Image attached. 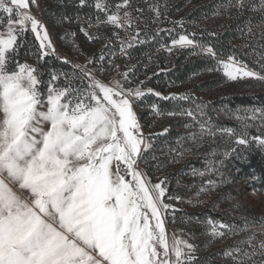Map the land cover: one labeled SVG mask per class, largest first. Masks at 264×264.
<instances>
[{"label": "snow or ice", "instance_id": "snow-or-ice-1", "mask_svg": "<svg viewBox=\"0 0 264 264\" xmlns=\"http://www.w3.org/2000/svg\"><path fill=\"white\" fill-rule=\"evenodd\" d=\"M79 4L95 12V22L87 21L89 27H111L121 55H128L136 43L155 39L141 38L137 24L144 10L136 8L139 15L134 16L131 0H91L90 5L89 0H79ZM33 7L39 9L38 0H0V264H199L196 244L167 234L165 217L175 209L166 200L181 202L183 198L168 195L166 179L153 183L139 167L152 147L151 140L168 129L146 137L135 109L148 95L194 104V108L178 107L167 113L156 103L150 108L158 118H190L184 126L198 129L181 141L199 147L217 134L235 145H249L248 121L264 125V108H248L244 115L232 113L230 118L243 125L239 133L218 127L205 112L207 104L197 103L188 93L165 96L145 89L143 81L127 87L132 79L118 65L113 67L120 79L98 78V72L107 71L103 54L99 68L88 67L97 63L90 57L84 64H73L71 74L52 73L45 84L37 67L18 59L27 32L38 43L37 61L56 55L49 29L32 14ZM220 9L217 14L229 18L233 10L237 18L245 12L256 13L260 19L255 26L264 28V0H222ZM149 11L154 13L153 23L163 16L158 3L150 5ZM176 23L182 28L184 21ZM252 29L249 18L241 38L251 35ZM80 30L89 40L101 38ZM161 48L169 54L176 48L191 49V55L214 62L207 71L220 72L227 81L264 83V73L249 68L234 54L221 56L188 34H179L170 47L162 44ZM63 62L71 63L66 58ZM181 141H177L181 150H173L170 162H179L191 151ZM251 142L264 150V134ZM210 173L222 175L214 165L206 171L194 169L192 174ZM215 187L216 181L209 179L197 198ZM196 223L204 224L203 234L211 243L256 227L247 218L242 227L212 218L205 222L196 218ZM258 226L259 232L223 251L227 264H264V239H258L264 237V220Z\"/></svg>", "mask_w": 264, "mask_h": 264}, {"label": "rangeland", "instance_id": "rangeland-1", "mask_svg": "<svg viewBox=\"0 0 264 264\" xmlns=\"http://www.w3.org/2000/svg\"><path fill=\"white\" fill-rule=\"evenodd\" d=\"M38 2L40 7L39 9L33 7L31 9L32 14L40 19L49 29V34L56 49V55H49L48 57H45L50 58L51 66L45 68V72L42 68H38V71L41 74V79L45 82V84L50 79V75L52 73L71 74L73 72V64H84L86 63L87 58L90 57L96 59L97 63L88 65V67L99 68L101 63L99 61V57L103 54L105 58L103 66L107 71L104 73L98 72V78H103L106 81L110 80L112 77L120 79V76L117 75V72L113 67V65H118L119 71L129 72L132 79V83L126 85L127 87H136L140 81H143V87L145 89L152 88L165 96L172 93H188L196 100L197 103H210L217 97L221 90L219 91V88H217L210 92L202 93L199 91V83L205 76L212 77L217 75H220L224 79L223 89L243 92L246 94L264 91V83L252 80L230 82L227 81L220 72H207L204 74L199 73L186 85L175 87L169 86L166 88V92H161L153 86L151 79L159 73L167 72L169 68L167 66V68H162L161 62L154 60L155 53H144L137 56H131L130 52L134 49L147 50L153 43H155V41H157V39L158 42L170 39V47L171 40L173 38H178V36L174 37V34L170 33L172 31V27L165 26L166 22L164 19L160 18L159 21L155 23L152 22L154 13L149 11L150 5L158 3L160 5L161 12L166 13L167 10H169V7L166 6L167 0H131L130 10L133 12L134 16L139 15L135 12L136 8H142L144 10L143 18L137 24V27L141 29V38H144V36L147 35L148 37L155 36V39H148L143 44L136 43L132 48L128 49V55L120 54V44L117 42L115 37H112L111 27L101 26L97 29L96 27L88 26L87 21L90 18L93 23L95 22V12L90 6H84L87 13L77 12L75 15L73 14L71 16H67L62 11L60 12L59 9V7L64 5L62 0H38ZM113 2H116V0H113ZM90 4L91 0H89V5ZM77 7H81L79 2L77 3ZM82 14H84V18L81 16ZM81 28H84L90 36L95 37L98 35L101 38L89 40L88 37L81 32ZM157 33L159 34L157 35ZM26 34H30L34 38L31 32H27ZM120 35L123 37L124 33L121 31ZM176 49L180 50L179 48ZM157 51H164L166 53L163 60L166 61V65L170 59L168 56L169 53L161 47ZM57 55L61 57V59H58ZM63 58H66L71 63H64ZM19 60L20 62H27L35 66L29 58H22ZM38 63L42 64L43 61H38ZM61 79H63V77ZM154 83L156 82L154 81ZM156 101L163 100H160L155 96L148 95L143 98L142 102H138V106L135 109L139 122L142 126L143 133L146 137H148L151 133H162L165 128H167L168 131L151 140L152 147L143 154L145 162H141L139 167L146 172L147 175L148 171L154 173V177L148 175L153 183L158 182V179H166L167 189L172 188V190L168 191V195H179L183 198L181 202L166 200V202L172 204L175 209V212L169 210V214L165 217L167 234L169 238L175 235L178 239L188 240L190 243L196 244L197 256L200 254V242H198L197 238L193 237L191 233L196 231L197 227L204 230V224L197 223L196 225L191 226V222L187 218L188 215L189 217H193L196 214L205 215L203 217H207L205 219L206 221L208 218H212V216L208 212L202 214L203 206L208 207V203H211L212 201L217 202L222 198L225 199L226 202L225 200L224 202H217L218 204L213 207L212 213L215 212L221 214L220 218L216 219L218 221L237 225L239 223V221L236 220L237 217H244L245 213L250 211L251 207L256 209V213L264 215V192L258 190L253 180L244 177L237 169L229 171L226 168L229 163L228 161L232 159L233 156L235 157L238 154L237 151L240 150L239 147L242 145H235L233 140H230L227 136L222 137L220 134H217L215 138L205 139L199 147L186 140L181 141V137H186L192 132L197 131L198 126H194L192 128L185 127L184 125L190 122V118L187 117H169L164 115L158 118L153 116L149 105L151 103H157ZM179 102L184 103L182 106L184 108L195 107L194 104H191L188 101ZM245 110L246 109H238L232 113L239 112L241 115H244ZM207 114L212 118L213 123L218 127L234 128L238 133L243 129V125L237 120L230 118V116H224L219 119L218 112L213 115L209 113ZM252 122L257 123L259 120ZM171 132L180 134L174 140H166L163 138ZM254 136L255 135L252 134V132L248 133L247 139L250 141V144L247 146H250L251 144L258 146L256 143L251 142L252 137ZM161 138L164 140L161 141ZM177 141H181L183 147L190 148L191 151H186L183 158L180 159L179 162H170L172 155L175 154L173 150H181ZM233 148H235L234 152L232 151ZM225 151L230 153L227 157L223 155ZM220 161H223V163L221 164ZM163 163L167 164L161 166ZM158 165L160 167H157ZM213 165L219 169V173H222V175L210 173L201 177L199 175L194 176L192 174L194 169L206 171ZM168 167H170L172 171L177 170L178 175L180 174V177H175L176 181L174 182V177L167 178L165 176L167 173L165 169ZM209 179L216 181L215 189L212 192L202 194L197 198L196 194L200 187L202 185L206 186ZM189 201L197 203V206L193 207V204L189 203ZM199 201H203V203H199ZM252 232V230H249L248 232L240 233L239 235L225 237L224 239L217 240L214 243H211L210 237L205 235V239H207V251H225L228 247L234 246L237 241L246 239V237L251 235Z\"/></svg>", "mask_w": 264, "mask_h": 264}, {"label": "trees", "instance_id": "trees-1", "mask_svg": "<svg viewBox=\"0 0 264 264\" xmlns=\"http://www.w3.org/2000/svg\"><path fill=\"white\" fill-rule=\"evenodd\" d=\"M79 0H62V5L59 7L65 15L71 16L75 13L86 12L85 7H77ZM222 0H167L166 6L169 7L166 13H163L162 19L165 20V26H171V34L177 37L179 34H188L192 36L198 43L212 46L218 54L223 57H227L229 54H234L242 59L249 68L264 73V28L256 27V22L260 19L256 13L245 12L243 17L237 18L235 10L231 13V18L228 14L218 15L221 11L220 5ZM92 10V9H91ZM81 16L85 17L84 14ZM251 19L253 21L252 34L246 38H241V29H245L246 20ZM177 21H184L181 28ZM214 33V35H213ZM163 34V33H161ZM194 34V35H192ZM170 39H165L163 42L155 41L147 50L134 49L130 52L131 56H137L144 53H155L154 60L161 62L162 68H169L167 72L159 73L151 79V83L159 91L166 92V88L171 86L186 85L190 80H193L199 73H207V69L212 67L214 62L204 56H191V49H175L168 54L170 57L168 63L164 56V51H157L161 45L169 46ZM38 45L35 39L30 34H25L23 37V45L19 49L18 59L26 58L31 59L32 63L37 68H42L45 72L48 66H51L50 58H45L43 63H38L34 53ZM35 60V61H34ZM167 66V67H166ZM154 81L156 83H154ZM224 79L220 76H205L200 80L199 91L202 93L210 92L219 88V93L215 99L207 104L205 109L206 113L211 115L216 112L219 113V119L224 116H230L233 111L238 109L248 108H264V91L256 92L253 94H246L243 92H235L228 89H223ZM160 110L164 113L168 111L176 110L178 107H182L184 103L179 101L163 100L156 101ZM150 106V105H149ZM228 114V115H227ZM248 133L252 132L255 136L264 134V125L261 122L248 121ZM180 133H170L164 136V139L174 140ZM160 140L163 141L164 139ZM160 141V142H161ZM237 155L230 159L227 165V169L238 170L247 179L253 180L257 189L264 192V150H261L258 146L251 144L250 146L242 145L239 147ZM167 163L161 164V166ZM166 177H174L173 182L176 181L175 177H180L177 170H171L170 167L166 168ZM175 174V176H174ZM148 175L154 177V173L148 171ZM172 188H168V191ZM225 199H219L217 202H224ZM216 201L208 203L209 206H203L202 214L210 213L212 219H219L220 213H212L214 205L217 206ZM226 202V200H225ZM255 208H250V211L245 213L244 217H237L239 221L238 227H242L244 224V218H247L249 222H256V227H250V230L259 232V222L264 220V215L255 212ZM205 215L196 214L192 218L191 226L196 225V218L200 222H205L207 217ZM189 218V215L187 216ZM240 218V219H238ZM195 232V233H194ZM204 230L197 227L196 231H193L191 235L197 238L200 242V254L197 255L199 264H227V261L222 256V251H207V244ZM258 239H264V237L258 236ZM247 247V246H246ZM259 259V258H257Z\"/></svg>", "mask_w": 264, "mask_h": 264}, {"label": "built area", "instance_id": "built-area-1", "mask_svg": "<svg viewBox=\"0 0 264 264\" xmlns=\"http://www.w3.org/2000/svg\"><path fill=\"white\" fill-rule=\"evenodd\" d=\"M84 18V17H83Z\"/></svg>", "mask_w": 264, "mask_h": 264}]
</instances>
